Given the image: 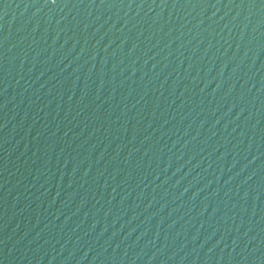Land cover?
Segmentation results:
<instances>
[{"label": "water", "instance_id": "95a60500", "mask_svg": "<svg viewBox=\"0 0 264 264\" xmlns=\"http://www.w3.org/2000/svg\"><path fill=\"white\" fill-rule=\"evenodd\" d=\"M0 264H264V0H0Z\"/></svg>", "mask_w": 264, "mask_h": 264}]
</instances>
